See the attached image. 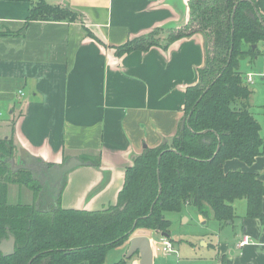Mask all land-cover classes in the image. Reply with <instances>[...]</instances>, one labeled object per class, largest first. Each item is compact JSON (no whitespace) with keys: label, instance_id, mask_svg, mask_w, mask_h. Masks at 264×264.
I'll list each match as a JSON object with an SVG mask.
<instances>
[{"label":"crops","instance_id":"0c3cea01","mask_svg":"<svg viewBox=\"0 0 264 264\" xmlns=\"http://www.w3.org/2000/svg\"><path fill=\"white\" fill-rule=\"evenodd\" d=\"M34 1L0 0V139L8 138L15 146L9 159L13 170H25L22 156L27 155L39 167L60 165L70 158L84 162L66 174L59 204L100 210L116 202L133 158L146 148L169 145L181 129L186 119L185 90L196 84L205 62L204 38L194 33L166 47L153 45L116 56L109 47L153 29L165 31L185 24L188 0H45L76 10L80 19L26 21ZM254 1L264 14V0ZM257 57L242 59L240 70L242 61ZM223 170L254 173L264 182V151L251 164L228 159ZM49 182L39 183L56 196ZM20 196L21 203L37 201L27 187L10 183L7 201L19 203ZM233 208L236 217L227 222L198 213L202 223L214 220L219 225L216 242L200 240L202 246L213 249V257L209 254L211 259L201 264H264V222L245 215V199L235 200ZM151 234H157L159 242L169 238L173 251L163 252L177 255L171 232L163 236L152 230L134 231L129 239L148 237L152 264ZM244 236L249 242L242 245ZM129 239L119 245L121 256L105 259L103 264L120 259L139 264L138 251L126 258Z\"/></svg>","mask_w":264,"mask_h":264},{"label":"trees","instance_id":"16d2710c","mask_svg":"<svg viewBox=\"0 0 264 264\" xmlns=\"http://www.w3.org/2000/svg\"><path fill=\"white\" fill-rule=\"evenodd\" d=\"M188 8L185 24L164 31L163 46L194 33L204 38V65L196 84L184 93L187 124L169 145L146 148L133 158L114 204L100 210L62 208L59 196L46 192L29 171L9 170L15 146L8 138L0 139V240L8 234L15 238L13 253H0V264H103L108 251L136 230L169 235L166 213L187 204L204 218L227 222L236 217L233 202L245 199V215L264 222V182L254 173L223 170L228 159L251 164L262 154V127L250 110L252 90L240 62L260 54L264 14L254 0H188ZM79 19V12L68 6L36 0L26 21ZM161 31L153 29L109 48L116 56L144 51L159 45L155 37ZM10 183L31 190L36 203H7ZM113 264L129 263L120 259Z\"/></svg>","mask_w":264,"mask_h":264},{"label":"rangeland","instance_id":"374dc122","mask_svg":"<svg viewBox=\"0 0 264 264\" xmlns=\"http://www.w3.org/2000/svg\"><path fill=\"white\" fill-rule=\"evenodd\" d=\"M165 35L166 33L161 31L159 35L155 37L157 44L162 46L167 44ZM258 49L260 54L257 59L253 61L245 59L242 61L241 72L243 74L251 72L253 75L254 82L250 84V89L252 90L250 96V110L262 127L261 135L264 139V44L259 43ZM262 150L264 151L263 148ZM7 165L12 173L19 171L16 169L13 170L9 160L7 161ZM29 174L32 178L36 179L32 171L29 170ZM10 191H12V189ZM19 201H24L23 196L19 197ZM9 202L7 201V203ZM236 203L238 204V201ZM240 203L239 200V204ZM237 204H235V206H237ZM166 218H168L171 223L170 232L173 235L175 248L178 250L177 255L166 256L162 250V244L159 242L160 237L157 234H151L154 243V264H201L200 261L211 259L209 258V254L213 257V249L211 246H202L200 240L204 238L207 242H216V234H218L219 230L217 221L209 220L206 223H202L197 210L192 205L183 206L179 212H168L166 213ZM120 248H122V246L114 247L108 251L109 253L106 258L107 262L110 261L111 258L121 254L122 250Z\"/></svg>","mask_w":264,"mask_h":264},{"label":"water","instance_id":"95a60500","mask_svg":"<svg viewBox=\"0 0 264 264\" xmlns=\"http://www.w3.org/2000/svg\"><path fill=\"white\" fill-rule=\"evenodd\" d=\"M188 117L183 119L180 124V128L183 129L187 124ZM24 166L22 168L29 169L27 164H32L34 161L33 157L22 156ZM84 163V162H83ZM77 158H70L60 165H52L46 167L42 165L43 173L41 175L40 183H43L46 179L50 182L48 187L52 189L54 195H59L61 188L64 185L66 174L76 167L77 165L83 164ZM163 236H167L162 234ZM15 247V238L13 235L8 234L7 238L0 240V253L3 256H8L13 253ZM135 251L139 252L140 261L139 264H152V251L149 244V239L143 235H136L129 239V248L126 254V258H129Z\"/></svg>","mask_w":264,"mask_h":264},{"label":"built area","instance_id":"2783aa9c","mask_svg":"<svg viewBox=\"0 0 264 264\" xmlns=\"http://www.w3.org/2000/svg\"><path fill=\"white\" fill-rule=\"evenodd\" d=\"M245 81L249 84H251L253 82V75L252 73H247L245 76ZM249 242V238L247 236H244L243 239L241 240V244H246ZM161 244H162V250L166 253V252H170L173 251V245L172 242L169 238L167 237H162L161 238Z\"/></svg>","mask_w":264,"mask_h":264},{"label":"flooded vegetation","instance_id":"af4514ba","mask_svg":"<svg viewBox=\"0 0 264 264\" xmlns=\"http://www.w3.org/2000/svg\"><path fill=\"white\" fill-rule=\"evenodd\" d=\"M28 167H29V170L33 172V174L36 176L35 178L38 180V181H41V175L43 173V169H42V166L39 167L37 165H32V164H27ZM3 239V238H2Z\"/></svg>","mask_w":264,"mask_h":264}]
</instances>
